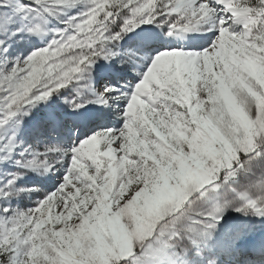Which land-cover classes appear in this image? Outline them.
Here are the masks:
<instances>
[{
  "label": "snow or ice",
  "instance_id": "1",
  "mask_svg": "<svg viewBox=\"0 0 264 264\" xmlns=\"http://www.w3.org/2000/svg\"><path fill=\"white\" fill-rule=\"evenodd\" d=\"M0 264H264V0H0Z\"/></svg>",
  "mask_w": 264,
  "mask_h": 264
}]
</instances>
